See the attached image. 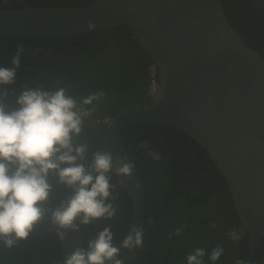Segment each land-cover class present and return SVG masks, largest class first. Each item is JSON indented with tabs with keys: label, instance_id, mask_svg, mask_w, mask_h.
<instances>
[{
	"label": "trees",
	"instance_id": "obj_1",
	"mask_svg": "<svg viewBox=\"0 0 264 264\" xmlns=\"http://www.w3.org/2000/svg\"><path fill=\"white\" fill-rule=\"evenodd\" d=\"M91 0H0V9L81 7ZM224 16L243 43L264 58V0H219ZM18 46L24 51L16 70L15 83L0 86L5 103L14 105L27 88L55 89L68 85L79 98L103 91L95 114L84 122L78 142L101 144L105 120L118 112L150 103L147 95L153 60L139 46L129 26L118 25L81 35L10 40L0 35V67L12 68ZM155 78L159 76L155 69ZM28 77L24 83L21 77ZM121 141L138 169L145 193L143 246L134 248L123 264H187L186 257L203 248L205 264H213L208 254L216 246L224 254L215 264L246 261L248 238L234 250L226 232L239 227L229 188L206 152L185 133L168 126H131L120 134ZM148 141L146 148H140ZM89 148V159L91 151ZM150 152L159 153L155 160ZM113 183H117L115 178ZM47 206L54 208L69 195L55 181ZM114 205L119 208L111 221L81 226L83 246L107 225L123 239L131 220L132 203L120 187ZM222 220V223H219ZM177 228L180 235H175ZM0 264H63L56 230L43 238L20 241L11 249L0 244ZM251 264H264V239L258 244Z\"/></svg>",
	"mask_w": 264,
	"mask_h": 264
},
{
	"label": "water",
	"instance_id": "obj_2",
	"mask_svg": "<svg viewBox=\"0 0 264 264\" xmlns=\"http://www.w3.org/2000/svg\"><path fill=\"white\" fill-rule=\"evenodd\" d=\"M95 27L89 29L87 25ZM126 25L153 60L159 82L150 103L105 120L101 144L127 156L120 134L131 126H168L203 149L225 180L239 219L234 250L248 238L251 264L264 239V58L249 49L227 22L219 0H91L81 7L0 9V35L10 40L81 35ZM134 163V162H133ZM132 203L129 227H142L145 193L138 169L115 177ZM57 178L53 175L49 182ZM139 185V188L136 185ZM45 215L23 241L56 230ZM123 237V238H124ZM84 248L82 229L59 238L62 261ZM132 249H120L124 261Z\"/></svg>",
	"mask_w": 264,
	"mask_h": 264
},
{
	"label": "clouds",
	"instance_id": "obj_3",
	"mask_svg": "<svg viewBox=\"0 0 264 264\" xmlns=\"http://www.w3.org/2000/svg\"><path fill=\"white\" fill-rule=\"evenodd\" d=\"M89 29L95 25L89 23ZM23 46L12 58V68L0 67V86L15 83ZM6 92H0V244L11 249L26 240L46 214L63 239L67 231H80L97 221L116 218L119 205L116 190L122 180L133 176L135 164L127 156H114L106 148L91 151L89 144L78 142L84 122L96 113L103 91L79 98L70 94L68 85L47 89L27 88L14 105L5 103ZM148 141L139 147L146 148ZM159 160V153L150 152ZM69 190V195L54 208L47 206L53 185L51 176ZM139 188V185H136ZM177 228L175 235H180ZM109 224L88 241L86 248H76L63 264H123L120 249L143 246V227H131L119 242ZM224 254L218 245L208 259L215 264ZM206 251L196 248L186 257L187 264H205ZM236 264H244L237 260Z\"/></svg>",
	"mask_w": 264,
	"mask_h": 264
},
{
	"label": "built area",
	"instance_id": "obj_4",
	"mask_svg": "<svg viewBox=\"0 0 264 264\" xmlns=\"http://www.w3.org/2000/svg\"><path fill=\"white\" fill-rule=\"evenodd\" d=\"M155 68L153 66L150 67V71H149V84L147 86V95L150 96L151 94H153L155 92V90L157 89L158 86V82L156 81L155 78ZM229 237L230 238H235L236 234L233 230H229Z\"/></svg>",
	"mask_w": 264,
	"mask_h": 264
},
{
	"label": "flooded vegetation",
	"instance_id": "obj_5",
	"mask_svg": "<svg viewBox=\"0 0 264 264\" xmlns=\"http://www.w3.org/2000/svg\"><path fill=\"white\" fill-rule=\"evenodd\" d=\"M21 79L24 81V83H28V82H30V80H29V78L28 77H21ZM219 223L221 224L222 223V220H219ZM230 230H233L234 232L236 231V230H234V229H230ZM226 235H227V237H228V239L229 240H232L230 237H229V230L226 232Z\"/></svg>",
	"mask_w": 264,
	"mask_h": 264
}]
</instances>
